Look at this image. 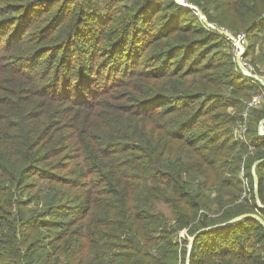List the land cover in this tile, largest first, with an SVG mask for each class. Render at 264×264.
I'll return each instance as SVG.
<instances>
[{
    "label": "trees",
    "instance_id": "1",
    "mask_svg": "<svg viewBox=\"0 0 264 264\" xmlns=\"http://www.w3.org/2000/svg\"><path fill=\"white\" fill-rule=\"evenodd\" d=\"M185 1L264 76V0ZM252 81L176 0H0V264H264Z\"/></svg>",
    "mask_w": 264,
    "mask_h": 264
},
{
    "label": "built area",
    "instance_id": "2",
    "mask_svg": "<svg viewBox=\"0 0 264 264\" xmlns=\"http://www.w3.org/2000/svg\"><path fill=\"white\" fill-rule=\"evenodd\" d=\"M178 1L184 4H187V5H191V4H188L185 0H178ZM205 25L207 29L212 30L214 32H220L221 34H223L226 37V39L230 42L231 50L234 55V61L237 63V65H238V62H240V66L242 67L240 68L238 65L240 72L246 78L252 79L255 82H259L264 87V76L261 77L258 74H256L251 62L246 58L248 39L246 38L245 34L235 35L232 32L225 30L223 28L217 27L213 24L205 23ZM239 56H240V59L238 60L237 58H239ZM263 97H264V91L262 90L261 93L254 96L252 100L247 103L246 112L242 115L244 122H247L250 109L256 108L259 105L260 100H263ZM246 130H247L246 124L240 126L239 129L235 131L236 139L244 141L245 139L244 135L246 133ZM250 149L252 150L253 147H251ZM181 235L185 237V234L183 235V233H181Z\"/></svg>",
    "mask_w": 264,
    "mask_h": 264
},
{
    "label": "water",
    "instance_id": "3",
    "mask_svg": "<svg viewBox=\"0 0 264 264\" xmlns=\"http://www.w3.org/2000/svg\"><path fill=\"white\" fill-rule=\"evenodd\" d=\"M177 2H178L181 6H183V7H185V8L191 9V10H193L194 12H198L199 15H200V17H201V19H202V21L205 22L206 24H209V22L207 21V18L203 15V13H202L197 7H194V6H191V5L184 4V3L180 2V1H177ZM237 59L239 60V59H240V56H239V58H237ZM238 65H239L240 68H242V67L240 66V62H238ZM263 125H264V119L260 122V128H263ZM261 135H264V133H261ZM262 161H264V160H262ZM262 161L257 162V163L254 165V167L257 166V165H258L260 162H262ZM254 181H255V193H256V197H258V190H257V187H258V178H257L256 175L254 176ZM249 216H250V217H254V218H258L257 216H254V215H244V216H241V217H239V218L233 220V222L238 221L240 218L249 217ZM204 231H206V230L198 231V232H197V233H196V234L190 239V244H189V245H190V249H191L193 243L195 242L196 238H197L202 232H204ZM190 249H189V250H190ZM189 259H190V253H189L188 257H187V264H189Z\"/></svg>",
    "mask_w": 264,
    "mask_h": 264
},
{
    "label": "rangeland",
    "instance_id": "4",
    "mask_svg": "<svg viewBox=\"0 0 264 264\" xmlns=\"http://www.w3.org/2000/svg\"><path fill=\"white\" fill-rule=\"evenodd\" d=\"M176 1H178V0H176ZM177 3H178V2H177ZM178 4H179V3H178ZM191 6H194V5L191 4ZM182 7H183V6H182ZM194 7H196V6H194ZM195 14L199 16L200 20H202L198 12H195ZM207 21H208V20H207ZM260 36H261V35H258V42L260 41V38H259ZM248 38H249L250 43L253 44V43H254V36H253V34H249ZM256 64H257L258 68H260V70L262 71L260 74H264V58H263L262 54H260V53H258V57H257V60H256ZM253 68H254V67H253ZM260 76H262V75H260ZM261 92H262V91H261ZM251 100H252V99H251ZM251 100H250V101H251ZM257 107H259V109H263V108H264V97H263V100H260L259 105H258ZM248 116H249V115H248ZM247 125H249V121H248V120H247ZM258 131H259L260 134H261V133H264V125H263V128H260V124H259V125H258ZM241 173H243V170L241 171ZM162 208H163L165 211H167V209H166L165 207L162 206ZM181 233H183V235L186 234L185 231H184V232H180V233L178 234V237H179V238H183V237H184V236L181 235ZM187 248L190 249V245H188Z\"/></svg>",
    "mask_w": 264,
    "mask_h": 264
}]
</instances>
